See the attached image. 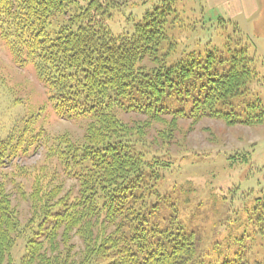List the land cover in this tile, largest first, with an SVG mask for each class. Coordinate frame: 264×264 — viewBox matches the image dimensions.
<instances>
[{
    "label": "trees",
    "instance_id": "16d2710c",
    "mask_svg": "<svg viewBox=\"0 0 264 264\" xmlns=\"http://www.w3.org/2000/svg\"><path fill=\"white\" fill-rule=\"evenodd\" d=\"M128 2L0 0L13 63L33 67L58 119L88 121L80 143L44 130L24 144L22 135L0 140V264L11 263L20 239L21 264H264V185L256 179L234 200L258 169H250L251 152L225 157L230 172L245 168L241 183L226 191L212 184L202 196L209 205L240 206L205 233L199 213L207 202H195V188L177 177L204 158H177L145 140L149 123L162 117L264 125V64L231 26L220 44L196 40L179 49L174 33L202 31L199 21L183 23L174 0L115 35L107 21ZM119 113L148 121L131 126ZM40 148L45 165L29 192L21 189L30 215L22 225L1 172ZM256 171L264 177V167ZM72 233L84 247L77 263H70Z\"/></svg>",
    "mask_w": 264,
    "mask_h": 264
},
{
    "label": "rangeland",
    "instance_id": "374dc122",
    "mask_svg": "<svg viewBox=\"0 0 264 264\" xmlns=\"http://www.w3.org/2000/svg\"><path fill=\"white\" fill-rule=\"evenodd\" d=\"M162 1L129 0L126 6L113 11L111 18L107 21L110 31L115 35L130 33L133 23L137 22L145 11L152 10L153 6L159 5ZM174 1L175 8L183 12L180 15V18L185 20L183 23H189L190 19L194 22L199 21V24L195 22L197 25L195 27L202 31L193 35L189 34V28L186 27L184 31L174 33L173 38L178 41L179 49H182L185 44L186 49L193 47V42L196 40H199L202 45L209 40L220 44L222 41L220 33L224 30L227 32L231 26L236 27L250 43V54L264 64V0ZM48 97L30 64L20 66L13 63L0 30V140L12 136L14 141H17L22 135L24 144L36 133L44 130L52 135L68 134L74 142L80 143L88 121L70 122L58 119ZM118 117L131 126L148 121L145 116L134 113H119ZM161 119V122H150L145 132V140L153 150L162 149L177 158L189 152L198 156L197 159L204 158L198 162L186 164L181 175H177L180 178L179 183L184 185V182H187L190 188H195V194L192 196L195 202L200 197L202 201L206 200L202 196L207 194L206 189L212 187V184L226 191L227 185L241 183V178L243 180L245 177V168L244 171L238 172L235 168L230 172V166L225 160L226 156L250 151V169L264 167V125L228 126L222 121L212 119H202L195 123L192 120L179 118L173 120L171 117ZM164 134L170 136V140L165 142L167 144L163 142ZM204 160L206 162L202 163ZM13 161V164H8L9 166L7 165L1 175L8 174L6 192L23 225L30 215L28 203L22 198L21 193L22 190L25 193L29 192L33 172L45 165L43 151L40 148L33 151L27 158H16ZM256 170H252V174L249 173V177L251 176L249 182L237 185L236 188L240 189L234 200L238 198L242 189H246L256 179L264 185V177ZM241 174H243L242 177ZM69 187L70 182L65 181V189ZM206 202L203 204L206 209L202 208L199 213L201 228L202 231L205 230V233L215 228L213 225L225 220L228 212L240 208L235 205L229 206V200V204L226 201L220 205L218 202L210 203V205L207 200ZM188 215L190 214L186 216ZM70 239L73 245L70 263H77L84 248L83 243L73 233ZM23 244L24 240L20 239L13 247L10 264H21L24 255Z\"/></svg>",
    "mask_w": 264,
    "mask_h": 264
}]
</instances>
